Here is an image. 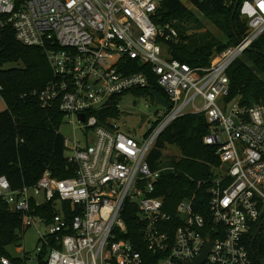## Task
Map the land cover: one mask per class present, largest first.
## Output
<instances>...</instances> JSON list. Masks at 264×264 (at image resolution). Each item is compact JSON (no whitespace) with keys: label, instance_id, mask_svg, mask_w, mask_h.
<instances>
[{"label":"built area","instance_id":"obj_1","mask_svg":"<svg viewBox=\"0 0 264 264\" xmlns=\"http://www.w3.org/2000/svg\"><path fill=\"white\" fill-rule=\"evenodd\" d=\"M164 1L0 0V42L11 27L19 42L47 57L52 78L35 93L42 107L59 108L73 125L64 147L76 167L65 178L45 170L18 189L0 175V203L20 214L23 229L35 226L42 242L35 256L0 255L1 264H186L209 241L202 264H256L245 236L264 211V105L231 97L228 69L264 34V0H241L245 34L205 67L172 58L168 41L177 40V30L155 22ZM128 59L151 67L172 104H158L165 110L143 138L118 118L102 123L98 115L105 102L121 110V98L150 85L145 72H126ZM0 100L6 104L1 85ZM191 112L205 114L204 143L216 147L219 159L208 189L211 222L194 211L195 196L170 212L156 187L171 168L154 170L148 161L164 129ZM127 202L137 206L147 253L123 238ZM48 203L55 207L51 219L34 213Z\"/></svg>","mask_w":264,"mask_h":264},{"label":"trees","instance_id":"obj_2","mask_svg":"<svg viewBox=\"0 0 264 264\" xmlns=\"http://www.w3.org/2000/svg\"><path fill=\"white\" fill-rule=\"evenodd\" d=\"M188 1L214 22L222 31V37L210 31L188 35L189 28L201 27L196 26L198 18L182 0H165L157 11L155 22L158 25L170 23L177 29V40L168 41L172 58L193 67H205L210 65L216 51L238 42L245 34L247 24L240 17L241 1L233 27L232 12L236 0ZM128 62L130 68L126 72H145L151 77L150 85L134 91L137 95L149 96L150 91L157 90L167 97L148 64L134 59H128ZM6 64L15 66L5 68ZM228 76L231 97L241 96L245 105H264V34L232 63ZM51 78L52 71L42 48L22 44L15 38L13 29L6 28L0 42V85L6 102V108L0 112V175H5L14 189L34 185L45 170L58 178L75 174L76 167L66 159L64 135L60 132L65 116L57 107H42L35 93ZM120 114L121 110L114 102L98 113L102 123L110 117L118 118ZM208 132L204 113H186L159 135L148 161L154 170L164 164L171 168L161 172L156 187L157 194L165 196L170 212L175 211L183 199L195 196L194 211L211 222L208 189L214 177L213 167L219 165V159L216 147L204 143ZM167 145L176 146L181 152L180 157L164 161L163 151ZM34 213L49 220L55 214V207L52 203L35 206ZM123 218L127 225L123 238L143 254L147 253L143 224L135 203L127 202ZM263 218L264 211L245 236V244L256 264H264V225L254 239ZM23 231L20 214L0 203V255L10 256L6 247L20 242ZM41 264H45L43 260Z\"/></svg>","mask_w":264,"mask_h":264},{"label":"rangeland","instance_id":"obj_3","mask_svg":"<svg viewBox=\"0 0 264 264\" xmlns=\"http://www.w3.org/2000/svg\"><path fill=\"white\" fill-rule=\"evenodd\" d=\"M182 1L185 3L187 7L193 10L196 18H198L199 21L196 23V26L201 27L196 29L189 28V30H187L188 35L195 32L201 33L205 31H210L216 36L219 37L223 36L222 31L214 24V22L210 18L200 13L197 10V8L194 5H192L188 0H182ZM187 27H190V24H188ZM231 45L233 44L228 45L226 48L230 47ZM222 51H216L214 55L211 56V61L214 58V56L221 53ZM13 66L15 65L6 64L5 68H10ZM120 102H121V114L118 117L120 126L125 131L129 133H133L134 135L142 138L147 134L149 123L155 120L157 116V112H162L165 110L163 107H160L155 101H153L150 97L145 95L140 96L133 92L121 98ZM197 103L198 104L200 103L199 99L197 100ZM5 108H6V104L4 103V101L0 100V112ZM60 132L65 137H69V138L74 137V129L72 124L63 123L60 127ZM77 135H79L78 132ZM180 154L181 152L176 146L167 145L163 151V158L164 161L167 160L168 158L177 159L180 157ZM164 166H167V164H164ZM41 245L42 242L40 241V236L37 231V228L35 226H31L28 227L25 231H23V236L20 242H18L17 244H10L6 247V249L9 255H11L14 258H18V257H23L25 254L35 256L38 252L37 247Z\"/></svg>","mask_w":264,"mask_h":264},{"label":"water","instance_id":"obj_4","mask_svg":"<svg viewBox=\"0 0 264 264\" xmlns=\"http://www.w3.org/2000/svg\"><path fill=\"white\" fill-rule=\"evenodd\" d=\"M240 1L241 0H236L235 2V5H234V9H233V12H232V27H233V20L235 18V15H236V12H237V9H238V6L240 4ZM150 95L154 98L155 102L157 104H161L167 108H171L172 104L157 90H152L150 91ZM109 105V101L105 102L104 103V107L108 106ZM81 117L82 119H84V114H81ZM264 225V218L261 220L258 228H257V231H256V234L254 236V239L258 236V234L260 233L262 227ZM211 246H212V243L211 241H209L207 243V245L205 246V249L203 251V253L197 257L194 261L192 262H187L186 264H202L205 259L207 258L210 250H211ZM251 248L253 249V245L251 246Z\"/></svg>","mask_w":264,"mask_h":264},{"label":"snow or ice","instance_id":"obj_5","mask_svg":"<svg viewBox=\"0 0 264 264\" xmlns=\"http://www.w3.org/2000/svg\"><path fill=\"white\" fill-rule=\"evenodd\" d=\"M262 7H264V5H262Z\"/></svg>","mask_w":264,"mask_h":264}]
</instances>
